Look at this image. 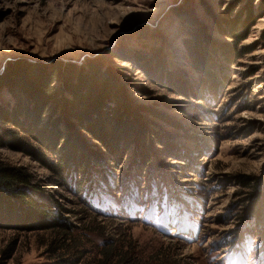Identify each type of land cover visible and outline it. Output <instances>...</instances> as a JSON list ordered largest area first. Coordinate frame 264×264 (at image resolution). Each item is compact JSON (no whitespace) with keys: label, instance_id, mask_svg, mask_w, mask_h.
Here are the masks:
<instances>
[{"label":"rangeland","instance_id":"rangeland-1","mask_svg":"<svg viewBox=\"0 0 264 264\" xmlns=\"http://www.w3.org/2000/svg\"><path fill=\"white\" fill-rule=\"evenodd\" d=\"M261 4L264 0H0V75L18 61L89 68L102 57L124 75L144 125L173 144L171 153L150 144L144 161L132 139L111 154L81 132L93 150L105 153V172L92 173L99 193L90 192L87 202L84 186L73 192L30 150L0 143L1 159L32 174L36 187L27 190L34 199L53 211L68 209L65 216L77 227L90 225L73 232L83 245L82 264H96L94 247L116 240L140 264H264V196H251L253 188L238 182V176H264ZM249 13L259 17L237 49L251 44L254 49L228 65L221 49L231 39L220 30ZM185 39L200 53L195 65ZM212 44L219 49L210 52ZM156 49L163 56L159 79L140 67L145 56L153 61ZM207 68L222 88L202 99L199 78ZM171 74L180 76L178 85L187 94L172 85ZM0 99L13 102L8 87H0ZM52 236L48 230L0 229V264L53 263L47 250ZM11 241L14 249L3 257Z\"/></svg>","mask_w":264,"mask_h":264},{"label":"trees","instance_id":"trees-1","mask_svg":"<svg viewBox=\"0 0 264 264\" xmlns=\"http://www.w3.org/2000/svg\"><path fill=\"white\" fill-rule=\"evenodd\" d=\"M259 7L264 13V4ZM258 17L249 13L242 22H232L227 30H220L231 39L228 46L221 49L228 65L254 49V44L240 50L237 46L247 37V30ZM260 39L264 40V27ZM184 42L190 63L195 65L200 53L197 54L192 41L185 39ZM215 47L212 44L207 49L213 52ZM154 51L151 55L159 61L145 56L140 67L159 79L163 56L158 55L159 49H156V55ZM89 66L84 68L62 61L49 64L18 61L0 75V87H8L14 98L13 102L0 99V143L30 150L57 178L69 182L73 192L77 193L84 186L83 196L87 202L92 196L90 192L93 195L99 193L95 184H91L94 180L92 173L105 172L102 164L105 153L93 150L83 140L81 132L111 154L118 153L124 141L132 139L137 142L144 161L152 152V143L163 146L165 153H171L173 147L172 142L163 140L157 131L147 128L137 116L139 106L122 81L124 75L104 65L102 57L90 62ZM176 75L172 85L179 86L180 92L187 94L182 84L178 85L180 76ZM205 75L199 78L201 90L198 96L202 99L214 97L222 88L208 68ZM20 131L23 136L37 140L46 150L30 145L19 135ZM32 179L26 168L11 165L0 158V229L51 231L53 236L47 250L56 259L51 264H82L83 245L75 240L73 232L87 229L90 225L84 222L77 227L65 216L71 212L68 209L53 211L34 199L27 190L28 187H36ZM238 180L242 185L253 188L251 196H264V176H238ZM252 212L255 217L257 212L255 209ZM14 244L15 241L10 242L2 252L3 257H10ZM122 247L117 240L108 242L105 247H94L98 248L96 264H140L137 258L131 259L128 252H123Z\"/></svg>","mask_w":264,"mask_h":264}]
</instances>
